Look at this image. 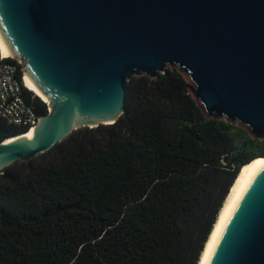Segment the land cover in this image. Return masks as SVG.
I'll return each mask as SVG.
<instances>
[{
	"label": "trees",
	"instance_id": "16d2710c",
	"mask_svg": "<svg viewBox=\"0 0 264 264\" xmlns=\"http://www.w3.org/2000/svg\"><path fill=\"white\" fill-rule=\"evenodd\" d=\"M124 96L115 122L80 127L0 173V264H183L189 219L218 190L195 264L238 168L256 154L234 143V123L204 112L177 67L129 77ZM22 132L0 120V141Z\"/></svg>",
	"mask_w": 264,
	"mask_h": 264
},
{
	"label": "water",
	"instance_id": "95a60500",
	"mask_svg": "<svg viewBox=\"0 0 264 264\" xmlns=\"http://www.w3.org/2000/svg\"><path fill=\"white\" fill-rule=\"evenodd\" d=\"M0 37L48 100L29 137L0 141L1 174L80 127L115 122L127 79L168 66L208 116L264 137V0H0ZM206 264H264V164Z\"/></svg>",
	"mask_w": 264,
	"mask_h": 264
},
{
	"label": "built area",
	"instance_id": "2783aa9c",
	"mask_svg": "<svg viewBox=\"0 0 264 264\" xmlns=\"http://www.w3.org/2000/svg\"><path fill=\"white\" fill-rule=\"evenodd\" d=\"M21 67V61L6 56L0 44V120L23 129V134L36 127L40 114L25 99Z\"/></svg>",
	"mask_w": 264,
	"mask_h": 264
},
{
	"label": "bare ground",
	"instance_id": "6f19581e",
	"mask_svg": "<svg viewBox=\"0 0 264 264\" xmlns=\"http://www.w3.org/2000/svg\"><path fill=\"white\" fill-rule=\"evenodd\" d=\"M0 44L3 48V52L5 53V55L10 56L1 37ZM23 82V85L27 90L33 92V94L36 95L39 100L48 103L47 97L43 93H41L36 88V86L32 84L30 79L25 74H23ZM32 130L33 128L28 132H25L20 135L29 137L31 135ZM15 136H10L8 140L13 139ZM262 164H264V155H255L248 162L238 168L236 176L232 184L229 186L227 194L224 200H222V204L218 209V213L215 216L213 226L211 227V230L208 233L207 239L205 240L204 246L200 251L198 262H196V264L208 263L212 248L216 243L220 231H222L224 225L226 224L228 217L231 215L236 200H238V198L240 197L245 185L248 184L254 172H257V170L260 169V166Z\"/></svg>",
	"mask_w": 264,
	"mask_h": 264
},
{
	"label": "rangeland",
	"instance_id": "374dc122",
	"mask_svg": "<svg viewBox=\"0 0 264 264\" xmlns=\"http://www.w3.org/2000/svg\"><path fill=\"white\" fill-rule=\"evenodd\" d=\"M134 76H137V75H134ZM185 79L188 82L189 87L193 85L192 81L188 78V76L185 75ZM230 134L232 135L231 137L234 143L238 146L240 150L243 149L244 151L248 153L256 154V156L264 154V137L258 139V141L250 140L249 138L253 136L249 133L247 127L241 125L240 123H234V127L230 130ZM215 183L219 186L222 183L224 184L225 176L222 174L220 177L214 179L213 184ZM217 191L215 192V197H209L205 195L197 208L196 215L193 216L192 221L191 219H189L187 228L184 231V241H183L182 247H184V249H187V254L185 255V260L183 264H189L190 262H192V259L194 258V254H195L194 250L196 246H198L199 244L202 226L207 221V217L210 211L212 212L214 208L213 206L215 205ZM203 213L204 215H202ZM190 243L192 245H190ZM189 246H191V248H189ZM199 254H198V258H199ZM196 262H198V259Z\"/></svg>",
	"mask_w": 264,
	"mask_h": 264
}]
</instances>
